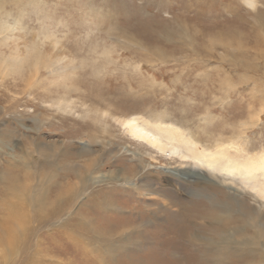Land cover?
Returning <instances> with one entry per match:
<instances>
[{
	"label": "rangeland",
	"instance_id": "374dc122",
	"mask_svg": "<svg viewBox=\"0 0 264 264\" xmlns=\"http://www.w3.org/2000/svg\"><path fill=\"white\" fill-rule=\"evenodd\" d=\"M0 18V264H234L215 256L216 230L164 232L197 204L254 215L255 197L171 170L119 119L264 151V0H0Z\"/></svg>",
	"mask_w": 264,
	"mask_h": 264
},
{
	"label": "bare ground",
	"instance_id": "6f19581e",
	"mask_svg": "<svg viewBox=\"0 0 264 264\" xmlns=\"http://www.w3.org/2000/svg\"><path fill=\"white\" fill-rule=\"evenodd\" d=\"M9 30H10V25H8L7 22H4L0 18V34H3ZM16 52H18V51H16ZM20 56L21 55L18 54L17 56H15L11 59L17 60L18 62L23 61L21 59L22 57L20 58ZM8 65L9 64H7V62H6V66H8ZM63 102H66V101H59V104H63ZM119 123H120L119 125H122L123 128L126 130V132L130 138H132L138 142L141 141V142L145 143L147 146H149L151 148V151H156L157 153H159L160 156H157V157H163L164 154L165 155L169 154V156H167V157L165 156V159H166V161H175V162L179 163L178 166L172 167V169H171L173 171H177L178 174L179 173L189 174V173H193V172H195V173L196 172H203L204 174L209 176L210 179L213 178V179L217 180L218 184H220V185H226L227 188H232V186H234V187L238 186L239 188L247 190L249 192V194L251 193L250 194L251 196L255 197V202L257 205H254V208H255L254 209V215L250 216L248 214V210H246V212L244 214H241V215L231 214L230 210L228 208L226 209V205H225V208H222V209L219 208L220 209L219 211L212 212V210H209L207 208H203L201 205L197 204L196 206L191 207L190 209L187 208L186 212L184 214H182L181 220H179L177 222L172 221V224L170 225L169 230L164 232V234L167 233L169 237H171L170 234H172V237H174V239L176 241H178V239L179 240L183 239V237H186V235L189 234L190 228L193 224L199 223L202 226V229L206 233H207L208 228L210 231H212V230L217 231L218 239L215 241H211L210 245L217 247L218 253H216L215 256L222 257L223 262H230L231 261L234 264H241V263L247 262L249 259L252 260L255 256V253H256V254H258L257 256L258 257L260 256V258H261V261L258 264H264V220H263L264 213H262V211L264 210V151L251 153V151H248L244 147L237 145L242 138L236 139V140H226V141L218 142V143H215V145H213L214 147L204 146V144H203L202 145L203 148H202L201 146H199V143L196 142L195 138L191 137L190 139H188V138L184 137L185 135H183V136L177 135V134H175V132L173 133L168 128L159 127V126L153 125V124L149 125L146 122H145L146 124L144 122L143 123L139 122L138 117H135L131 114L128 116H124L123 118H120ZM231 148L234 151H231L230 150ZM254 149H256V148H254ZM141 154H143V153H141ZM150 159H152V158H150ZM187 159H190V160L194 161L195 163L193 165H191V167L183 168V164H186L185 161ZM152 160H154V158ZM94 164H95V160L91 159L86 164V168H91ZM72 170H73V168H72ZM173 171H172V173H174ZM78 176H79V180H82L85 177V180L87 182L88 177H86V175H80L79 174ZM170 179H172V178H170ZM182 180H183V178H182ZM173 183H174V181H173ZM214 183H215V181H214ZM146 184H148V183H146ZM146 184H145V186H146ZM170 187H172V186H170ZM192 187H194L196 191L197 190H209V189L213 188L210 184L201 183V182H194ZM141 188H142V186H141ZM135 189H140L138 187V184H136ZM159 189H161V188L159 187ZM147 191H148V189H147ZM235 191L236 192L238 191L237 188L235 189ZM37 192H40V189H39V191L37 190ZM166 192H167V190H166ZM71 193H72V191H71ZM220 194H223V193H220ZM233 194L230 197L234 198L235 194L234 195ZM153 195H155V194H153ZM154 198H157V197L153 196L151 198V200H154ZM177 198L175 197V199L172 201L173 204H176V203L178 204ZM146 200H148V199H146ZM32 201L35 202L36 200H32ZM155 201H157V200H155ZM17 202H12L7 207V210H6V211H8L7 212L8 217H5V218L8 219V222H6L5 220H4V222L10 223L11 226L10 225H8V226L11 227V229H12V227L14 228V226H16L19 223L18 219L20 218V211H19L20 210V208H19L20 203H17ZM38 203H39V201L35 203L36 208L38 207ZM58 204H57V206H55L53 208H55L54 210L61 211L63 209V206H60ZM227 205L230 206L229 204H227ZM100 206H101V204H100ZM166 206H167V204H166ZM180 208H182V207L180 206L179 209ZM39 211H41V207H40ZM43 212H45L47 214L46 210H44ZM54 212H57V211H54ZM181 213H182V211H180V214ZM177 214L180 215L179 213H177ZM126 216H128V215H126ZM129 219H131V218L125 217L126 223H125V221H122L121 224L118 225L119 226L118 229H120V227H122V229H123L120 234L125 235L130 231L128 229V227L130 226V224H129L130 220ZM203 225H206V227H203ZM212 225H215V226L212 228ZM107 227L111 228L110 225H108ZM11 229H10V232H12ZM16 229L17 228H14L15 231H16ZM114 229H116V228H114ZM130 234H131V232H130ZM167 240L169 241L170 239L167 238ZM167 240H165V241H167ZM166 244H167V242H166ZM169 244L171 245L170 248L174 249L175 251L178 249L185 250V248L183 246H181L180 244H176V242H174V244H172V243H169ZM167 247H168V245H167ZM153 251H155V250H153ZM236 253H240V254L236 255ZM191 258L197 259L196 256L189 254V255H183L181 258H179V260L175 259L174 261H177L180 263L181 261L185 260L186 263L188 264L187 261H190L189 259H191Z\"/></svg>",
	"mask_w": 264,
	"mask_h": 264
}]
</instances>
